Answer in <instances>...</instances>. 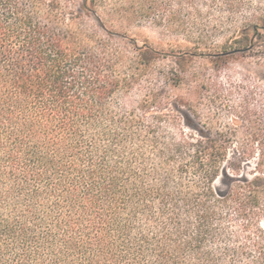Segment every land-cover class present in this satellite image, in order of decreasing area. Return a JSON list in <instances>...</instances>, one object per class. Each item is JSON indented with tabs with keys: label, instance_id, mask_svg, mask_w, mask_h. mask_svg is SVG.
Returning <instances> with one entry per match:
<instances>
[{
	"label": "trees",
	"instance_id": "1",
	"mask_svg": "<svg viewBox=\"0 0 264 264\" xmlns=\"http://www.w3.org/2000/svg\"><path fill=\"white\" fill-rule=\"evenodd\" d=\"M99 6L0 0V264H264V150L244 174Z\"/></svg>",
	"mask_w": 264,
	"mask_h": 264
},
{
	"label": "rangeland",
	"instance_id": "2",
	"mask_svg": "<svg viewBox=\"0 0 264 264\" xmlns=\"http://www.w3.org/2000/svg\"><path fill=\"white\" fill-rule=\"evenodd\" d=\"M69 1L76 9L82 2ZM98 1L110 31L157 51L153 78L186 103L182 109L200 116L193 117L194 124L206 129L208 139L246 151L243 171L249 174L264 150V29L253 28L264 10L249 14L244 5L229 13L208 12L200 4L197 17L185 10L179 19L177 0ZM184 127L200 139L194 128Z\"/></svg>",
	"mask_w": 264,
	"mask_h": 264
}]
</instances>
